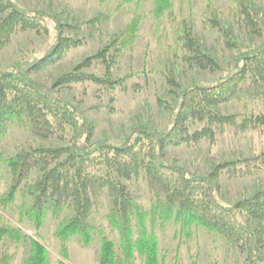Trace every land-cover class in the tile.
Masks as SVG:
<instances>
[{
	"label": "rangeland",
	"instance_id": "374dc122",
	"mask_svg": "<svg viewBox=\"0 0 264 264\" xmlns=\"http://www.w3.org/2000/svg\"><path fill=\"white\" fill-rule=\"evenodd\" d=\"M13 1L27 10L47 12L52 18L46 19V29H18L4 40L0 45V75L19 61L43 57L57 41L58 22L68 25L65 35H75L82 45L31 74L47 86H52L61 74L73 70L80 61L111 45L109 53L116 56V63L110 75L100 59H95L86 71L102 78L109 76L117 82L115 85L77 82L58 88V92L93 125L94 141L107 139L115 145L128 138L138 123H147L159 131L168 126L179 91L170 84V77L176 78L182 87L215 84L235 71V57L240 49L257 47L264 39V35L255 33L244 20H238L235 14L238 0H170V8L160 15L155 13L156 0L130 3L123 0ZM247 1L253 6L264 33V0ZM211 8L216 11L221 27L210 22ZM136 16L141 18L135 41L123 47L126 27ZM183 27L191 30L201 48L217 60L218 70H205L190 63V52L177 41ZM225 27L236 41L235 47L228 45ZM216 109L224 115L235 116L236 122L214 126L213 133L200 142L169 146L164 154L167 162L185 167L191 175H209L216 166H223L216 181L218 197L223 203L234 205L264 190V96L234 100ZM203 126V123L191 124L190 130ZM72 137L71 128L46 138L28 126L9 123L8 134L0 139V227L14 229L16 233L0 241V264H27L33 238L48 249L51 264L61 261L99 264L104 239L114 243L118 264H145V256L139 251H135L131 261L123 253L121 235L111 222L112 199L105 190L91 194L89 222L94 231L90 244H85L79 235L66 239L58 236L61 226L76 214L68 205L57 212L47 206L40 226L26 215V206L31 205L32 198L26 195L25 186L41 177L39 169L24 179L12 202L1 200L12 187L8 162L13 156L68 145ZM125 183L136 205L147 214L143 225L158 239L160 264H192L194 261L247 264L246 253L235 249L226 238L206 226L184 225L175 216H162L155 209V192L144 173ZM242 218L264 239V219H249L246 214H242ZM132 226L136 241L142 235L138 219H133Z\"/></svg>",
	"mask_w": 264,
	"mask_h": 264
},
{
	"label": "trees",
	"instance_id": "16d2710c",
	"mask_svg": "<svg viewBox=\"0 0 264 264\" xmlns=\"http://www.w3.org/2000/svg\"><path fill=\"white\" fill-rule=\"evenodd\" d=\"M132 1L123 0L124 3ZM238 1L235 9L238 20H244L255 33L263 36V27L256 20L253 6L247 0ZM170 6V0H156L155 13L160 15ZM211 11L210 22L221 27L216 11L212 8ZM49 17L52 18L47 12L24 9L13 0H0V45L18 29H46L45 21ZM140 18L136 16L128 24L121 46L134 43ZM67 26L57 23V41L43 57L19 61L0 75V139L8 134L9 123L14 122L28 126L46 138L68 128L73 130L68 145L44 147L13 156L8 162L12 187L1 200L12 202L24 179L39 169L41 177L25 186L26 195L32 198L31 205L26 206V215L40 226L47 206L57 212L68 205L76 214L61 226L58 236L66 239L79 235L85 244H90L94 231L89 222L91 194L105 190L113 203L111 222L121 235L123 253L128 261L132 260L135 251H139L145 256V264H160L158 239L143 225L147 214L136 205L125 183L144 173L155 192V209L162 216H175L184 225L202 224L226 238L235 249L246 253L247 264H264L263 236L242 218V214H246L249 219H264V190L234 205L225 204L218 197L216 183L223 166H216L209 175H191L185 167L167 162L164 154L169 146L200 142L213 133L214 126L236 122L235 116L224 115L216 107L234 100L264 96V39L257 47L240 49L235 57V71L215 84L182 87L176 78L170 77V84L179 91L168 126L159 131L147 123H138L128 138L115 145L107 139L94 141L93 125L79 108L58 92V88L77 82L115 85L117 82L109 76L102 78L86 71L95 59H100L110 75L116 63V56L109 53L111 45L80 61L70 72L61 74L52 86L31 76L82 45L81 39L75 35H65ZM225 32L228 45L235 47L236 41L227 28ZM177 41H181L182 47L190 52V63L205 70L220 68L217 60L201 48L191 30L183 27ZM197 123L204 126L191 131L190 125ZM135 218L142 230L136 241L133 240L132 226ZM15 233L14 229L0 227V241ZM66 250L64 254L67 256ZM27 264H51L48 249L34 238ZM60 264L67 262L61 261ZM99 264H118L114 243L108 239H104ZM192 264L198 263L194 261Z\"/></svg>",
	"mask_w": 264,
	"mask_h": 264
}]
</instances>
